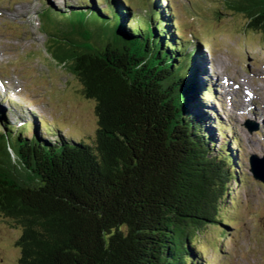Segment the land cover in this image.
I'll use <instances>...</instances> for the list:
<instances>
[{
	"label": "trees",
	"instance_id": "16d2710c",
	"mask_svg": "<svg viewBox=\"0 0 264 264\" xmlns=\"http://www.w3.org/2000/svg\"><path fill=\"white\" fill-rule=\"evenodd\" d=\"M108 1L114 22L82 2L48 24L59 35L52 57L96 102V137L12 142L1 123L0 216L21 231L19 264H200L202 233L222 225L230 159L211 147L199 83L170 26L149 12L131 31L133 8ZM228 4L264 36V0ZM92 19L105 21L96 45L83 42Z\"/></svg>",
	"mask_w": 264,
	"mask_h": 264
},
{
	"label": "rangeland",
	"instance_id": "374dc122",
	"mask_svg": "<svg viewBox=\"0 0 264 264\" xmlns=\"http://www.w3.org/2000/svg\"><path fill=\"white\" fill-rule=\"evenodd\" d=\"M131 1L138 12L134 17L141 19L147 14L146 6L141 0ZM172 1L183 18L184 32L188 37L193 34L195 38L209 45L214 55L212 63H215L216 68L219 66L225 75L236 82H242L241 76H243L248 81L249 89H254L264 103V90H255L264 86V79L259 80L257 76L249 75L245 71L246 65L247 68L252 69L256 62L258 67L264 68V36L245 32L246 18L243 14L234 11V8L228 6L224 0H192L194 4L192 9H189L186 0ZM69 2L72 6H80V0H69ZM63 4L64 0H0V75L3 76L8 89L26 96L23 90L24 80L19 71L23 72L27 69L31 75L35 74L39 78L43 73L40 84L47 86L43 102L50 108L44 114V118L53 122L55 126L52 125V128L61 127L67 132V138L71 140L79 141L84 138L93 140L99 129L96 102L84 96L81 83L66 72L65 66L61 67L57 64L61 58L55 57V60L52 57L54 48L51 47L59 38L55 20L60 22V19H56V16H51L50 13L42 15L44 28L48 32L44 31L37 21V14L45 6L56 9ZM100 7H105V4ZM54 12L57 13L56 15L59 14V11ZM65 21V19L61 20L63 33L68 28ZM95 21L92 19L90 22L94 25L91 28L92 32L103 34L105 21H100L103 26L99 23L95 24ZM51 23L55 25L53 30L48 27ZM63 33L60 36L64 38ZM182 33L178 32V36H182ZM51 34L53 41L49 39ZM90 36L91 38L86 41H83V38L81 40L91 45L101 43L97 35L91 33L88 37ZM7 58L12 59L11 63H7ZM209 61L210 57L207 62ZM213 68L215 69V66ZM2 72L6 74L2 75ZM212 76L214 78L211 79L216 85L217 73L212 71ZM26 81L25 90L29 95L35 97L41 95L36 85L29 84V81L35 84L31 77H27ZM218 81L224 89H228L222 78ZM243 88H245L244 84L239 86V91L234 88L238 91L234 96L239 98L240 103L242 101L241 104H247L246 112L243 114V110L237 111V114L229 112L226 109L227 99L222 100L223 96L219 94L222 105L217 108L218 112L230 119V122L228 125L224 124L223 117L222 126L218 124L220 134L211 131L216 136L215 143L211 142V147L217 154L226 141V135H234L238 138L239 155L237 156L236 151L235 154L233 153L231 164L234 170L229 169L234 171L233 178L235 177L237 181L232 179L228 182L230 197H226L222 219H219L222 225L207 228L200 237L196 249V252L201 254L200 264L204 261L212 264H264V184L253 178L249 165L251 155L264 156L262 143L264 112L260 113L256 108V112L254 111L256 119L249 116L251 101L247 100L250 96L245 98L246 93ZM223 105L225 108L222 107ZM259 109L264 111L261 106ZM34 118L39 120L36 115ZM250 120L255 125H258L259 121L263 126L259 125L257 131L250 133L246 128ZM2 128L0 123V131ZM226 129L229 131L228 134ZM44 139L49 140L45 136ZM11 140L15 142L14 137ZM50 141L54 140L50 139ZM218 142L220 145H217ZM233 146H236V143ZM20 235L19 229L0 216V264H19L20 250L16 242Z\"/></svg>",
	"mask_w": 264,
	"mask_h": 264
},
{
	"label": "water",
	"instance_id": "95a60500",
	"mask_svg": "<svg viewBox=\"0 0 264 264\" xmlns=\"http://www.w3.org/2000/svg\"><path fill=\"white\" fill-rule=\"evenodd\" d=\"M258 162H260V160H255L254 163H252V171L255 175V178L264 181V173L261 171L260 166L258 165Z\"/></svg>",
	"mask_w": 264,
	"mask_h": 264
},
{
	"label": "bare ground",
	"instance_id": "6f19581e",
	"mask_svg": "<svg viewBox=\"0 0 264 264\" xmlns=\"http://www.w3.org/2000/svg\"><path fill=\"white\" fill-rule=\"evenodd\" d=\"M245 98L247 99V95L245 96ZM38 121H40V119H39ZM251 149H252V148H251Z\"/></svg>",
	"mask_w": 264,
	"mask_h": 264
}]
</instances>
